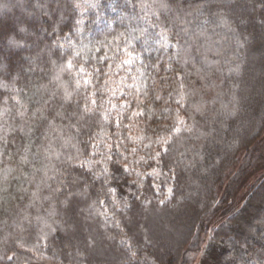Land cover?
<instances>
[{"label":"trees","instance_id":"1","mask_svg":"<svg viewBox=\"0 0 264 264\" xmlns=\"http://www.w3.org/2000/svg\"><path fill=\"white\" fill-rule=\"evenodd\" d=\"M263 145L264 0H0V264H264Z\"/></svg>","mask_w":264,"mask_h":264},{"label":"rangeland","instance_id":"2","mask_svg":"<svg viewBox=\"0 0 264 264\" xmlns=\"http://www.w3.org/2000/svg\"><path fill=\"white\" fill-rule=\"evenodd\" d=\"M234 2H231V5H233ZM234 6V5H233ZM239 10L244 11L248 10L249 7L246 4H240L238 5ZM237 24L238 22L235 21ZM247 50L254 51L257 57V61L253 59V61L250 62V57L247 59V62H245V71L248 75L251 77L253 76V83L252 80H250V84H253V89L251 90V94L258 93L259 88L261 87V78L262 74L259 72V59L261 56V51L259 49V46L257 44H247L246 45ZM257 49V50H256ZM257 78V83H255ZM260 81V82H259ZM262 146V145H261ZM260 146V147H261ZM264 146V145H263ZM255 149V148H254ZM257 150V149H255ZM262 157L260 160L257 161V166L253 170V172L250 174L248 178L245 180V184L252 182L255 178H257L260 174L264 173V149L260 152ZM203 178V176H199ZM243 193L240 191L238 197L242 196ZM184 199H186V204H191L192 206L199 207L204 199L201 196H193V198L188 199L186 196H184ZM238 202V201H237ZM258 204L257 206H259ZM191 218V214L189 210L187 209V206L184 205L181 209H178L175 212L172 213H159V212H152L151 213V222H149L150 231L149 236L151 239V242L154 244L161 243V245L165 249H169L171 247V242L175 239H178L180 236V233L184 231V228L187 227L189 224ZM190 263L191 264H213V262L207 258L202 252H197L190 254Z\"/></svg>","mask_w":264,"mask_h":264}]
</instances>
